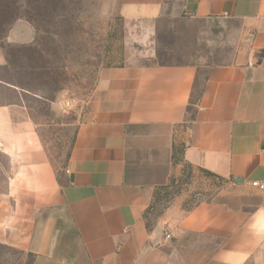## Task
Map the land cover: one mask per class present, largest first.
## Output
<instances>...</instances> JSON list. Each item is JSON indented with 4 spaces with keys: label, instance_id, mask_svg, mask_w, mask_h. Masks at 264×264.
<instances>
[{
    "label": "crops",
    "instance_id": "crops-1",
    "mask_svg": "<svg viewBox=\"0 0 264 264\" xmlns=\"http://www.w3.org/2000/svg\"><path fill=\"white\" fill-rule=\"evenodd\" d=\"M35 1L1 0L5 42L35 41ZM117 2L125 56L100 69L64 164L0 105V244L32 264H264V0ZM181 158L223 185L150 223Z\"/></svg>",
    "mask_w": 264,
    "mask_h": 264
},
{
    "label": "rangeland",
    "instance_id": "rangeland-1",
    "mask_svg": "<svg viewBox=\"0 0 264 264\" xmlns=\"http://www.w3.org/2000/svg\"><path fill=\"white\" fill-rule=\"evenodd\" d=\"M35 2L32 16L41 27L32 44L5 42L8 29L0 27L1 45L8 55V61L0 67V78L10 85L0 84V105H15L16 118L30 117L51 160L62 165L100 69L123 62L127 32L117 0ZM1 25L6 24L0 13ZM222 185L223 180L182 160L181 171L161 189L149 222L175 200L183 198L187 206H193L210 199ZM32 261V254L0 244V264Z\"/></svg>",
    "mask_w": 264,
    "mask_h": 264
},
{
    "label": "built area",
    "instance_id": "built-area-1",
    "mask_svg": "<svg viewBox=\"0 0 264 264\" xmlns=\"http://www.w3.org/2000/svg\"><path fill=\"white\" fill-rule=\"evenodd\" d=\"M249 65H250V66L254 65V61H253V60H250V61H249ZM253 184L259 186V187L262 188V189H264V184H263V183H260V182H253Z\"/></svg>",
    "mask_w": 264,
    "mask_h": 264
},
{
    "label": "trees",
    "instance_id": "trees-1",
    "mask_svg": "<svg viewBox=\"0 0 264 264\" xmlns=\"http://www.w3.org/2000/svg\"><path fill=\"white\" fill-rule=\"evenodd\" d=\"M3 37L2 36H0V39H2ZM208 172V171H207ZM209 174H211V175H213L211 172H208ZM164 187L165 186H163V187H161L160 188V190H159V194H160V192H161V189H164ZM157 198H158V195H157ZM157 198H156V200H157ZM154 206V205H153ZM153 206L151 207V208H153Z\"/></svg>",
    "mask_w": 264,
    "mask_h": 264
}]
</instances>
